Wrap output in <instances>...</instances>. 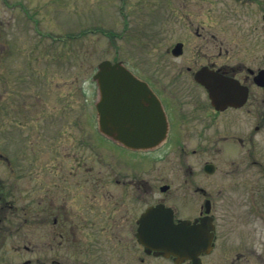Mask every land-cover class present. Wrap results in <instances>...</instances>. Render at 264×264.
I'll list each match as a JSON object with an SVG mask.
<instances>
[{
  "label": "flooded vegetation",
  "instance_id": "obj_1",
  "mask_svg": "<svg viewBox=\"0 0 264 264\" xmlns=\"http://www.w3.org/2000/svg\"><path fill=\"white\" fill-rule=\"evenodd\" d=\"M181 8V38L169 39L151 71L129 68L133 76L111 96L120 102L105 114L104 133L96 129L122 152L120 164L99 168L81 157L69 166L59 153L56 165L40 164L39 217L3 214L34 168L28 76L15 80L9 71L10 104L24 113L10 135L28 145L12 159L0 153L14 178L0 183V264H264V0H182ZM16 88L22 102L14 101ZM91 136L73 139L93 149ZM73 155L66 151L65 159ZM19 157L26 165H13ZM173 174L185 213L172 207V224L188 222L179 238L169 235L167 215L142 221L152 206L171 207L156 194L173 187L163 182ZM21 192L17 200L28 203Z\"/></svg>",
  "mask_w": 264,
  "mask_h": 264
},
{
  "label": "rangeland",
  "instance_id": "obj_2",
  "mask_svg": "<svg viewBox=\"0 0 264 264\" xmlns=\"http://www.w3.org/2000/svg\"><path fill=\"white\" fill-rule=\"evenodd\" d=\"M181 5L182 0H0V153L12 159L11 152L19 150L22 155L28 145L27 138L16 142L10 135L14 132L9 131L14 118L24 116L10 104L7 92L11 90L9 71L14 68L15 80L28 76L25 116L32 119L29 160L34 166L28 181H20L19 194L12 198L14 206L3 212L6 217H39L38 167L56 165L58 153L60 163L69 166L81 157L83 164L99 168L120 164L122 152L97 135V93L92 75L104 60H123L133 70L154 69L158 56L166 53L169 39L181 38ZM17 90L14 101L17 97L22 102ZM58 128L57 136L54 131ZM79 134L92 135L88 144L93 149L77 145L73 138ZM66 151L77 153V157L65 159ZM38 155L42 156L39 161ZM13 165H26L25 157L15 158ZM6 166V161L0 160L1 187L14 183ZM168 176L163 182L173 187L164 194L157 190L156 200L166 199L182 215L181 181L175 174ZM51 178L48 174L50 184ZM23 190L30 195L24 204L17 200ZM145 206L143 202L142 208ZM36 229L31 224L30 245L35 247L40 237Z\"/></svg>",
  "mask_w": 264,
  "mask_h": 264
},
{
  "label": "water",
  "instance_id": "obj_3",
  "mask_svg": "<svg viewBox=\"0 0 264 264\" xmlns=\"http://www.w3.org/2000/svg\"><path fill=\"white\" fill-rule=\"evenodd\" d=\"M132 77V74L127 70V68L122 63L112 64L110 61H103L98 65V70L95 73L93 80L97 83L98 86V99L96 101V107L98 112L99 119V128L104 131V117L107 113L108 116L112 115L111 109L117 108L120 99L117 97L111 98V96H116L118 89L122 86L123 81ZM130 147L140 148V147H151L158 144L157 142H137V141H126ZM160 215H167L169 218V223L172 224L173 210L171 208H166L164 205H159L157 207H152L147 210V212L143 215L144 221H147L149 217H160ZM188 222L183 221L178 226H170L168 227V233L172 238H179L185 236V226ZM158 230H161L158 227ZM177 243H174V245Z\"/></svg>",
  "mask_w": 264,
  "mask_h": 264
}]
</instances>
